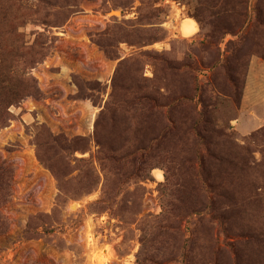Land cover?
<instances>
[{"label": "rangeland", "instance_id": "1", "mask_svg": "<svg viewBox=\"0 0 264 264\" xmlns=\"http://www.w3.org/2000/svg\"><path fill=\"white\" fill-rule=\"evenodd\" d=\"M75 1L67 9L72 0H0V31L24 33L32 50L19 68L32 56L27 70L37 89L9 107L0 127V161L11 168V195L0 204V264H193L184 253L200 216L225 248L230 232L211 222L213 210L185 215L179 225L174 219L165 229L170 238L153 226H161L187 169L199 167L196 149L204 168H212L213 152L215 169L243 168L264 191L262 104L253 122L242 109L251 60H264V51L253 52L264 0H248L243 27L223 38L215 31L238 10L235 0ZM185 18L197 24L189 36L180 32ZM106 29L120 30L101 38L116 58L97 43ZM128 57L138 63L114 81L118 61ZM139 82L156 90L158 121L121 100ZM47 141L49 148L37 147ZM47 160L64 174L57 178Z\"/></svg>", "mask_w": 264, "mask_h": 264}, {"label": "trees", "instance_id": "2", "mask_svg": "<svg viewBox=\"0 0 264 264\" xmlns=\"http://www.w3.org/2000/svg\"><path fill=\"white\" fill-rule=\"evenodd\" d=\"M247 2L248 0H235L238 10L229 12L225 16L226 24L215 31L216 33L221 31V38L226 31H231L233 27H237L238 30L243 27L247 18ZM72 4L73 7L67 9H74L76 1L72 0ZM18 9L27 10L30 7L20 3ZM261 9L263 8L259 3L253 23V35L258 41V44L256 43L253 47L255 53L264 51V13ZM2 31H0V127L4 126L9 119L11 105L18 103L27 95L37 93L34 79L27 70L34 64L35 60L31 58L32 56L23 61L25 63L23 71L19 68L23 54L32 50L30 46L27 47L22 42L24 33L18 31L16 27ZM119 32V29L117 31L106 29L98 33L97 43L103 48L106 55L118 57L110 49L111 44L101 38L105 36L110 38ZM146 54L151 53L147 51L142 53V55ZM235 56L237 60L241 58L238 54ZM136 63H138L137 59L133 60L131 57L119 60L113 77L114 81H117L120 73L125 72V69L136 65ZM128 90H125L121 100L128 106H139L147 118L151 114L156 115L155 121H158L159 98L156 95V90L147 91L146 86L141 82ZM37 147L49 148L50 144L48 141L38 143ZM196 153L200 155L198 158L199 167L197 166L193 171L187 169L188 173L184 175L185 177L175 190L174 198L166 203L165 211L160 215L161 218L158 217L162 222L161 226L153 227L170 238L171 235L165 229L174 228L172 225L174 219L179 225L185 215L188 217L201 215L213 210L214 215L209 217L211 222L213 219H217L219 229L227 234L230 232V237L226 235L232 241L225 242V248L221 247L218 239L213 237L212 229L208 230L207 225L205 226L203 223L204 218L200 216L197 221L198 225L193 229V234L189 239L190 248L184 253L188 261L193 264H264V218L261 220L262 213L264 214V197L261 195L264 191L260 189L258 190L260 193H258L257 188L252 185L256 179L243 172V168H238L239 172H234L237 167L228 168L230 173L222 169L221 165L215 169L218 159L214 157L213 152H208V156L213 158L212 168H204V157L199 154L198 149H196ZM126 154V156L131 155L130 153ZM38 157L43 160L39 154ZM124 158L125 156L122 154L121 159ZM44 162L57 178L64 174V171L62 173L64 166H56L48 160ZM242 162V166L246 165ZM179 164L184 166L183 162ZM10 182L11 168L0 161V204L6 202L11 195ZM5 223V218L0 216L1 227ZM177 233L178 229L174 236ZM173 238L170 239L172 249L175 246Z\"/></svg>", "mask_w": 264, "mask_h": 264}, {"label": "crops", "instance_id": "3", "mask_svg": "<svg viewBox=\"0 0 264 264\" xmlns=\"http://www.w3.org/2000/svg\"><path fill=\"white\" fill-rule=\"evenodd\" d=\"M243 103L242 109L246 110L247 119L249 118L253 122V117L257 114L255 108L257 104H262L260 113L262 119L264 118V60L258 57L251 60V70L246 80ZM247 123L242 115L237 121V128L244 131L245 127L248 126Z\"/></svg>", "mask_w": 264, "mask_h": 264}, {"label": "bare ground", "instance_id": "4", "mask_svg": "<svg viewBox=\"0 0 264 264\" xmlns=\"http://www.w3.org/2000/svg\"><path fill=\"white\" fill-rule=\"evenodd\" d=\"M115 14L118 11H113ZM197 29V24L194 20H192L191 18H185L182 19L181 21V25H180V32L184 35V36H189L190 34H192L193 32H195ZM94 115V111L93 110H89V121H88V126L91 125V119ZM153 174L155 175V177L157 178V180H161L162 178V173L160 172V170H154ZM75 204L72 205V208H74Z\"/></svg>", "mask_w": 264, "mask_h": 264}, {"label": "water", "instance_id": "5", "mask_svg": "<svg viewBox=\"0 0 264 264\" xmlns=\"http://www.w3.org/2000/svg\"><path fill=\"white\" fill-rule=\"evenodd\" d=\"M113 11H117V10L114 9V10H112V12H113Z\"/></svg>", "mask_w": 264, "mask_h": 264}]
</instances>
